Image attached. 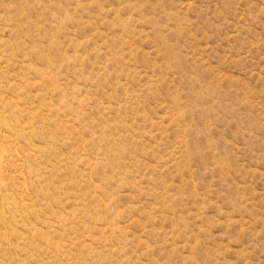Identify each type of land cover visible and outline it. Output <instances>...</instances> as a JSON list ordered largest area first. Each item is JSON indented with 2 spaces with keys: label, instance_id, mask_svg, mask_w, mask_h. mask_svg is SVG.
<instances>
[{
  "label": "rangeland",
  "instance_id": "374dc122",
  "mask_svg": "<svg viewBox=\"0 0 264 264\" xmlns=\"http://www.w3.org/2000/svg\"><path fill=\"white\" fill-rule=\"evenodd\" d=\"M0 264H264V0H0Z\"/></svg>",
  "mask_w": 264,
  "mask_h": 264
}]
</instances>
